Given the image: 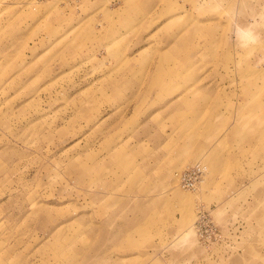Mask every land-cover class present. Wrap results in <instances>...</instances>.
<instances>
[{"label": "rangeland", "instance_id": "1", "mask_svg": "<svg viewBox=\"0 0 264 264\" xmlns=\"http://www.w3.org/2000/svg\"><path fill=\"white\" fill-rule=\"evenodd\" d=\"M0 264H264V0H0Z\"/></svg>", "mask_w": 264, "mask_h": 264}, {"label": "built area", "instance_id": "2", "mask_svg": "<svg viewBox=\"0 0 264 264\" xmlns=\"http://www.w3.org/2000/svg\"><path fill=\"white\" fill-rule=\"evenodd\" d=\"M203 173L202 164L197 162L178 174L179 183L183 188L194 189L202 178Z\"/></svg>", "mask_w": 264, "mask_h": 264}, {"label": "bare ground", "instance_id": "3", "mask_svg": "<svg viewBox=\"0 0 264 264\" xmlns=\"http://www.w3.org/2000/svg\"><path fill=\"white\" fill-rule=\"evenodd\" d=\"M201 163V162H200ZM202 164V166H203V169H204V173H203V177H204V174H206L207 173V167H206V165L205 164H203V163H201ZM174 178H175V180L177 181L178 180V173H174ZM203 177L200 179V181H199V183L202 181V179H203ZM179 181V180H178ZM197 188V186L194 188V189H196Z\"/></svg>", "mask_w": 264, "mask_h": 264}]
</instances>
